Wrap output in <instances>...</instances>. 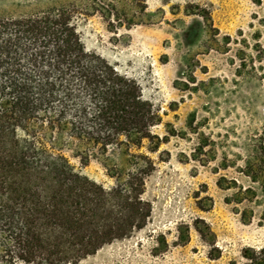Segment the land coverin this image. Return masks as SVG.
Instances as JSON below:
<instances>
[{"label": "trees", "instance_id": "obj_1", "mask_svg": "<svg viewBox=\"0 0 264 264\" xmlns=\"http://www.w3.org/2000/svg\"><path fill=\"white\" fill-rule=\"evenodd\" d=\"M86 6L112 31L147 14L145 0ZM72 7L0 18L1 264H78L152 215L144 193L155 166L141 150L156 152L168 138L152 130L162 122L159 109L137 79L86 49ZM211 142L200 139L195 151ZM71 159L81 167L101 161L115 184L90 178ZM221 168L239 175L218 177L225 202L243 223L264 224V130L244 153L225 155ZM243 258L264 264V247L244 248Z\"/></svg>", "mask_w": 264, "mask_h": 264}, {"label": "rangeland", "instance_id": "obj_2", "mask_svg": "<svg viewBox=\"0 0 264 264\" xmlns=\"http://www.w3.org/2000/svg\"><path fill=\"white\" fill-rule=\"evenodd\" d=\"M90 1L0 0V18L58 7L81 12L75 20L86 49L140 82L162 117L153 132L168 137L156 152L141 150L155 166L145 183L147 225L78 264H242L244 248L264 247V224L243 223L216 181L239 177L221 168L224 156L244 153L264 130V0H145L143 22L117 31L85 10ZM200 139L212 142L198 153ZM71 162L115 184L101 161Z\"/></svg>", "mask_w": 264, "mask_h": 264}]
</instances>
